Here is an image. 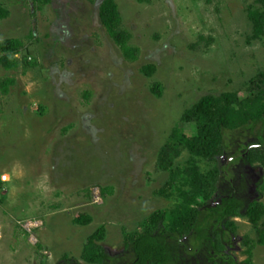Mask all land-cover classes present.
I'll return each instance as SVG.
<instances>
[{
  "label": "rangeland",
  "instance_id": "obj_1",
  "mask_svg": "<svg viewBox=\"0 0 264 264\" xmlns=\"http://www.w3.org/2000/svg\"><path fill=\"white\" fill-rule=\"evenodd\" d=\"M100 1L0 0L9 10L0 39H22L17 57L33 62L0 66V82L15 81L0 93V264H55L64 253L80 260L101 225L100 243L121 252L124 230L172 203L155 193L169 177L158 153L183 111L207 94L245 96L247 81L264 69V34L248 40L245 8L254 0H115L135 61L101 25ZM146 64L155 66L150 76ZM155 82L160 95L150 89ZM259 127L226 131L220 162ZM188 157L183 150L173 166ZM83 212L91 223H73ZM234 220L230 252L241 261L243 236L256 232L246 218ZM252 260L264 264V245Z\"/></svg>",
  "mask_w": 264,
  "mask_h": 264
},
{
  "label": "trees",
  "instance_id": "obj_2",
  "mask_svg": "<svg viewBox=\"0 0 264 264\" xmlns=\"http://www.w3.org/2000/svg\"><path fill=\"white\" fill-rule=\"evenodd\" d=\"M94 2L95 0H88ZM49 3L50 0H44ZM251 24L248 40L264 34V0H254L245 8ZM9 10L0 2V19ZM98 16L108 36L119 47L123 57L135 61L138 48L130 44L131 34L122 28V17L115 0H101ZM208 44V42H207ZM24 48L22 39H0V66L17 69L21 64H33L27 55L17 57ZM153 64L141 71L152 75ZM15 81L0 82V93L7 94ZM151 91L161 94V85H151ZM246 94L237 91L202 96L185 109L179 123L194 125L195 132H185L175 125L158 153V165L169 177L155 193L172 203L153 211L138 228L123 231V249L110 254L100 243L105 237L104 225L91 233L84 244L80 260L87 264H253L252 250L264 245V69L246 83ZM42 111L43 107H39ZM255 131L250 141L235 142L236 151L228 154L225 132L239 129ZM186 150L189 157L182 165L173 166V159ZM205 163V164H202ZM257 171V178L252 173ZM111 191L104 188L102 191ZM235 218H246L255 228L256 238L243 236L246 258L239 261L230 251L234 248L237 225ZM92 216L86 212L73 218V223L87 225ZM67 253L55 264H82Z\"/></svg>",
  "mask_w": 264,
  "mask_h": 264
}]
</instances>
